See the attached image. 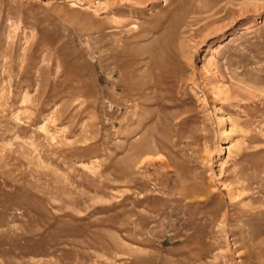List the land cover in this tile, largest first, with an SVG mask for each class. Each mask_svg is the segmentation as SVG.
<instances>
[{
	"label": "rangeland",
	"instance_id": "374dc122",
	"mask_svg": "<svg viewBox=\"0 0 264 264\" xmlns=\"http://www.w3.org/2000/svg\"><path fill=\"white\" fill-rule=\"evenodd\" d=\"M0 264H264V0H0Z\"/></svg>",
	"mask_w": 264,
	"mask_h": 264
}]
</instances>
